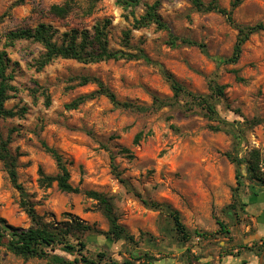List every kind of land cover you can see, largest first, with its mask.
Masks as SVG:
<instances>
[{"label": "rangeland", "instance_id": "obj_1", "mask_svg": "<svg viewBox=\"0 0 264 264\" xmlns=\"http://www.w3.org/2000/svg\"><path fill=\"white\" fill-rule=\"evenodd\" d=\"M63 1L0 0V47L8 29L43 21L58 30L59 38L62 31L90 28L94 21L108 19V46L131 56L92 63L56 57L36 70L34 59L42 50L39 43L18 40L7 48L13 62L14 90L5 106L16 114L0 119V131L3 136L10 134L9 146L18 153V181L31 194L35 210L45 220L62 221L71 213L88 223L91 230L84 235L85 253L91 256L97 251L115 258L148 252L154 256L151 264H175L172 258L183 246L186 249L181 255L189 257L192 247H208L218 243L212 238L228 237L218 224L229 231L226 210L236 206V167L227 153L250 157L251 150L257 149L264 176V30L249 36L235 63L217 64L214 57L230 54L237 33L221 13L195 10L189 0H162L158 12L166 28L155 23L133 28L134 17L143 14L145 4L154 0H141L128 10L116 0H75L66 17L56 18L49 6ZM218 1L226 8L237 2L232 9L237 23L264 21V0ZM125 30H130L126 36ZM170 34L201 43L203 50L179 38L171 44ZM164 71L194 92L208 93L210 80L223 85L216 108L222 118L233 121L240 143L235 146L225 130L210 129L209 124L215 121L198 108L184 111L178 103L137 111L115 107L107 97L97 95L76 108L66 107L77 95L96 88L92 82L78 84L75 77L81 74L101 79L122 101L150 105L154 95L170 98L172 90ZM136 134L139 137L134 141ZM45 145L69 161V180L80 191H61L54 182L47 187L38 184L39 169L48 174L57 171ZM122 147L128 152L120 151ZM112 164L125 181L119 180ZM247 183L238 191L245 204V197L257 188V183ZM85 190H97L110 198L117 221L134 241H112L105 234L108 221ZM144 200L166 203L177 210L190 239L180 244L165 211ZM243 208L235 207L236 221L247 216L245 205ZM0 216L16 226L29 224L19 204V192L1 161ZM56 252L73 257L59 249ZM0 264L54 263L45 258L24 259L2 248Z\"/></svg>", "mask_w": 264, "mask_h": 264}, {"label": "trees", "instance_id": "obj_2", "mask_svg": "<svg viewBox=\"0 0 264 264\" xmlns=\"http://www.w3.org/2000/svg\"><path fill=\"white\" fill-rule=\"evenodd\" d=\"M162 0H154L151 3L145 4L143 14L139 17H134L132 22L133 28H139L155 23L158 27H165L158 12ZM119 6L124 10L133 8L138 5L141 0H116ZM193 8L198 11H216L224 15L228 21L233 24L237 30L235 41L229 55L216 56L214 60L217 64L235 63L241 54L243 43L249 36L257 31L264 30V21H258L253 24L237 23L232 17V9L237 4L233 2L230 8H226L219 4L218 0H189ZM75 0H64L61 3H52L49 6L50 13L56 18L66 17L73 9ZM2 16L0 15V20ZM108 19L96 20L90 28H70L62 31L60 37H56L58 31L51 24L46 22H38L34 26H21L13 29H8L4 32V41L0 47V119L13 116L16 114L12 108L5 106V101L10 97V91L14 90L11 83L13 78V62L8 55L7 48H11L18 40H30L41 45L42 50L34 59V67L36 70H41L46 64L56 57L72 58L82 63H92L107 59L127 58L131 54L121 49H112L108 46L107 25ZM130 30H125L124 35H128ZM171 35L170 43L173 44L175 39L179 37ZM182 42L196 44L203 50V44L197 43L187 38H179ZM164 75L170 84L172 96L170 98L153 96L150 105L133 103L126 100L117 99L115 93L103 83V81L95 76L81 74L75 77L78 84L94 83L96 88L87 92L81 93L66 103L67 108H76L80 103L88 98H93L97 95H104L115 107H122L133 109L137 111H146L149 109L156 110L165 105H172L178 103L184 111H193L198 108L199 111L210 121L209 127L212 130H225L234 140V145L240 143L241 136L239 130L225 118H222L216 108V103L219 96L223 95L224 86L218 84L215 80L208 82V93H199L188 90L172 74L164 71ZM180 99H184L180 103ZM139 137L136 134L134 141ZM10 134L3 136L0 131V161L4 170L6 171L10 182L19 192V204L26 213L29 224L27 226H16L9 223L3 216H0V251L2 248L10 251L14 255L20 256L24 259L29 257L45 258L54 264H151L154 256L148 252L135 254L130 252V256H121L115 258L108 255L105 251H97L93 256L85 253L87 240L84 235L91 230V226L84 222L77 215L68 213V218L62 221L45 220L34 207L30 200L29 194L22 184L18 181L17 175V151H12L10 146ZM45 149L53 157L57 171L54 174H48L41 169L38 170V184L42 187L50 186L53 182L57 188L66 192L80 191L77 186L70 182V173L68 170L69 161L63 158L55 148L45 145ZM120 151L128 152V148L122 147ZM113 158V155L110 156ZM228 159L236 167L237 196L234 202L241 210L245 203L240 201L239 189L244 182L253 186L257 183L259 185L264 182V176L259 168V154L257 149H252L250 157H240L237 152L227 153ZM115 174L121 182L125 181L120 176V171L117 170L116 165L112 164ZM243 170V172L241 171ZM84 193L94 199L102 210L104 216L108 221V229L105 234L112 239V241H134L133 235L117 221V216L113 210L112 201L104 193L97 190H85ZM144 203L158 209L165 211L171 219V230L176 235V240L180 244L186 243L191 235L188 229L184 226L180 219L177 210L170 207L166 203L144 200ZM231 205V204H230ZM235 206V207H236ZM235 207L230 206L226 210L229 217H237ZM220 229L224 233L229 231L225 226L218 222ZM198 235L202 234L198 232ZM264 247L261 244L260 249ZM56 249L72 254V258H67L56 252Z\"/></svg>", "mask_w": 264, "mask_h": 264}, {"label": "crops", "instance_id": "obj_3", "mask_svg": "<svg viewBox=\"0 0 264 264\" xmlns=\"http://www.w3.org/2000/svg\"><path fill=\"white\" fill-rule=\"evenodd\" d=\"M247 216L241 221L228 217L229 236L211 239L218 243L191 248V256L180 248L179 255L172 258L175 264H260L261 244L264 243V186L257 185L254 191L245 197ZM261 264H264V253Z\"/></svg>", "mask_w": 264, "mask_h": 264}, {"label": "water", "instance_id": "obj_4", "mask_svg": "<svg viewBox=\"0 0 264 264\" xmlns=\"http://www.w3.org/2000/svg\"><path fill=\"white\" fill-rule=\"evenodd\" d=\"M264 253V249L262 250V254ZM262 254H261V256H260V264H261V261H262Z\"/></svg>", "mask_w": 264, "mask_h": 264}, {"label": "built area", "instance_id": "obj_5", "mask_svg": "<svg viewBox=\"0 0 264 264\" xmlns=\"http://www.w3.org/2000/svg\"><path fill=\"white\" fill-rule=\"evenodd\" d=\"M259 185H261V186H264V182H263V183H261V184H259Z\"/></svg>", "mask_w": 264, "mask_h": 264}]
</instances>
